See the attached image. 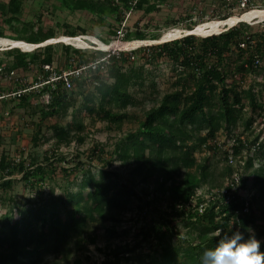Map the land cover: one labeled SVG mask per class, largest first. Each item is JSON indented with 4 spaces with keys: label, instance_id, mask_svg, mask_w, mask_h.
Listing matches in <instances>:
<instances>
[{
    "label": "trees",
    "instance_id": "obj_1",
    "mask_svg": "<svg viewBox=\"0 0 264 264\" xmlns=\"http://www.w3.org/2000/svg\"><path fill=\"white\" fill-rule=\"evenodd\" d=\"M169 1L56 0V6L72 14L88 13L102 22L115 17L122 23L128 11L151 14ZM219 1L231 7L220 18L226 20L243 0ZM252 1L248 0L240 15ZM1 9L3 24L16 34L7 36L0 27V38L42 44L59 37L54 28L20 23L19 0H10ZM199 24L191 21L187 30ZM79 33L85 35L87 29H69L65 35ZM162 37L160 32L147 35L140 26L125 25L119 38L134 42ZM55 45L70 56L68 69L74 61L78 66L88 65L109 57L101 62L103 67H89L83 77L71 78L72 88L57 82L37 92L22 91L27 86L17 81L16 88L6 93L8 100L26 108L34 93L48 97L40 105L42 116L33 124V141L38 144L42 139L50 147L42 158L37 152L29 155V162L21 154L18 162L0 155V177L4 179L0 188L14 191V175L19 172L25 191L34 193L25 201L13 195L3 199L7 210L0 218V264H39L45 256H53L51 264H70L73 250L85 252L89 243L96 244L93 229L97 225L114 222L105 227L107 233L112 238L128 236L129 229L118 234L114 228L128 211L135 213L139 224L132 242L101 249L106 255L102 264H199L203 249L218 239L217 231L232 227L244 231L250 226L264 251V28L240 21L220 33H188L118 53L97 48L88 55L64 42L26 52L14 47L7 50L13 61L4 65L5 72L53 64ZM162 63H168L174 75L169 87L157 80ZM78 94L84 99L76 107ZM139 103L145 104L139 115L122 112ZM71 108L72 118L65 125L48 122L51 116L67 117ZM84 115L98 116L120 130L128 118L138 125L119 139L107 163L94 168L95 159L106 160L104 146L92 149L87 159L77 152L67 160L61 152L75 139L80 144L85 141L79 134L85 127ZM240 125L243 132L238 133ZM45 126L52 131L50 135L44 133ZM222 132L224 143L219 138ZM229 148L236 165L228 163ZM204 150L225 162V170L218 174L225 178L221 186L211 182V158L198 160L197 152ZM114 160L121 161L126 171L113 168ZM234 172L240 173L239 187L227 202L222 189ZM181 226L187 229L185 236L180 234ZM75 262L82 263L79 258Z\"/></svg>",
    "mask_w": 264,
    "mask_h": 264
},
{
    "label": "rangeland",
    "instance_id": "obj_2",
    "mask_svg": "<svg viewBox=\"0 0 264 264\" xmlns=\"http://www.w3.org/2000/svg\"><path fill=\"white\" fill-rule=\"evenodd\" d=\"M19 1L22 5L21 13L17 15V18L21 20L20 23L24 21L33 22L38 27L42 26L44 28H54L59 37L66 36L65 33L69 29L86 28L87 34L82 35L79 33L80 35L77 36L83 38L81 39V42H78L81 45L79 44L78 47H75L85 50L88 55L92 54L97 48L104 50H127L126 47L117 45V43L127 42L119 38L122 36V28L125 25L129 27L140 26L143 28V30H145L147 35H151L154 32H160L164 37V35L166 36L169 32H174L176 33V37H182L185 34H188L187 26L191 23V21L198 20L200 24L210 21H218L220 20L221 16L228 13L227 11L231 8L228 6H223V4H221L222 1L219 0H171L160 11L151 14H146L143 11L138 10L128 11L123 22L120 23L115 17H110L105 22H102L99 18L88 13L72 14L69 11L59 9L56 6V0ZM9 2L10 0H0V27L4 29L7 36H14L16 32L13 31L8 25L3 24L4 15L2 13L1 5H8ZM233 2L234 0H231V3ZM252 2L253 3L251 4L250 8H247V11L264 10V0H253ZM244 10L245 8L242 4L240 7L236 6L235 9H231L233 16L240 15V13ZM189 17L192 19H189ZM248 22H250V24H254V26L258 29L264 28V16L250 19ZM20 23L18 24L20 25ZM230 26L232 25L221 26L218 32L216 31L215 33H220ZM112 32H117V35H114ZM163 37L159 41H141L142 43L139 45L129 46L128 50L134 49L133 47L136 48L143 45L164 42L165 40H163ZM172 38L174 37H171L168 40ZM3 39L4 37L0 38V64H6L9 66L12 64L13 57L11 55H7V50H9L12 45L10 43H3ZM100 39H108L110 41L104 43ZM94 40H96L98 44H93ZM55 43L57 42L52 43L46 41L44 42V46ZM100 43L105 44L107 47L105 46V48ZM129 43L131 44L133 41H129ZM55 47L56 48L53 51L54 61L52 68L56 71H59L60 69L69 70L70 56L65 54L61 45H55ZM20 50L24 52L29 51L23 48H20ZM74 62H72L73 64L71 63L72 67L77 66ZM144 62V60H141L140 64H144ZM30 67H34V72L31 71V69H15L13 70L14 74H8L6 72L0 71L1 94L6 95V93H9L11 89L16 88L18 81L17 78L21 75V73L22 76H24L28 86L34 85L35 81L38 79V76H43L45 78V73L39 65L32 64ZM158 73L157 80L162 83L163 87H169L171 81L174 78L173 72L170 71V65L168 63L160 64ZM11 77L13 78L9 79ZM75 97L77 100L76 107L80 106L83 103L84 96L78 94L75 95ZM45 100H48L47 96H40L39 93H34L29 101L31 105L27 108L18 106L19 102L15 103L11 101V99L8 100V98H6V100H0V116L4 117L0 119V155L4 153L6 156L15 159L16 162L20 160L21 156L26 160V162H29V155L36 152L39 153L42 158L45 150L50 147V143L44 142L42 139L38 141V144L33 141V124L42 116L40 105L44 104ZM144 106L145 104L139 103V105L130 106L126 109H123L122 112H126L129 115H139L142 113L141 110ZM73 109L71 108L69 110V115L67 117H62L60 115L51 116L48 118V122H58L61 125H65L71 120V113ZM8 111L11 113L8 114ZM83 120L85 127L79 134L85 138V141L80 144L79 141L75 139L69 147H63L61 152L65 154V156L68 158L67 160H69V158H71V156L77 152L82 154V159H87L88 156H92V149L104 146L105 151L107 152V154L104 156L106 157V160L103 161L95 159L94 168H97L96 166H103L105 163H107V161L111 159L109 152L116 148L119 139L129 131L135 129L138 125L135 119L128 118L124 122L122 130H120L116 125L110 124V122L101 119L98 116L90 117L88 115H84ZM237 130L238 133L243 132V126L240 125L239 129ZM43 131L49 135L52 133V131L46 126L43 128ZM78 132L79 131L74 129L73 133L78 134ZM225 137L226 135H224L223 132L219 134L220 141L223 143L225 142ZM197 157L199 162L206 157L211 158V162L213 164L212 172L214 174H212L213 177L211 178V182L217 184V186H221L225 181V178L223 179L218 177V174L225 170V162L220 161L217 157V154L213 155L212 152H209L208 150H204V152H197ZM113 168L118 169L121 172L126 171V167L121 163V161L118 160H114ZM14 176L17 178L14 191H4L0 188V218L7 210V207L3 204L4 198L13 195L16 196L18 200L25 201V199L34 196V193L31 191H25V183L23 180H21V173L16 172ZM3 180L4 179L0 177V182ZM48 183L49 182L46 184ZM48 189L49 187L46 185L45 192H48ZM250 192L251 194H254L256 190L254 189ZM134 216V212L128 211L123 215V217H121V220L117 221L114 225V228L118 231V234L125 229H129L130 232L128 236L122 234L120 237L112 238L105 230V227L111 226L114 222H108L104 225L100 224L95 226L93 232L97 234L96 244L89 243V250L85 252L73 250L70 264H77L75 262L77 258L81 259V264H102L106 255L104 252L100 251L101 249H106L108 245L114 246L116 243L120 242H132V235L139 225L136 223ZM186 232L187 229L181 226L180 234L185 236ZM86 256H90V259H87ZM53 259V256H45L44 260H42V262L39 264H51Z\"/></svg>",
    "mask_w": 264,
    "mask_h": 264
},
{
    "label": "clouds",
    "instance_id": "obj_3",
    "mask_svg": "<svg viewBox=\"0 0 264 264\" xmlns=\"http://www.w3.org/2000/svg\"><path fill=\"white\" fill-rule=\"evenodd\" d=\"M216 235L218 239L215 244L203 249L199 264H264V251L260 250L261 241L250 226H246L244 231L239 227L221 229Z\"/></svg>",
    "mask_w": 264,
    "mask_h": 264
},
{
    "label": "built area",
    "instance_id": "obj_4",
    "mask_svg": "<svg viewBox=\"0 0 264 264\" xmlns=\"http://www.w3.org/2000/svg\"><path fill=\"white\" fill-rule=\"evenodd\" d=\"M248 0H243L242 1V5H247ZM94 44V43H93ZM111 51L112 53H118L120 50H108ZM109 57V55L97 60V61H93L90 64H81V65H77L76 67H72L69 70H64L63 72H59L54 70L52 67V64H44L42 65L41 69L44 71V73H49L48 77L45 76V78L42 76H38V79L35 81L34 85H27L26 84V80L24 78V76L21 75L17 78L18 82L27 86L26 89L22 90V91H39L42 88H44L46 85L48 84H53V86H55V83L57 82H63L66 86V88H72L73 84H72V79L73 77H83L84 75L87 74L89 67L92 68H98V67H103L101 64V62H103L104 60H107ZM101 65V66H100ZM0 71L1 72H5V66L1 65L0 66ZM31 71L34 72L33 68H31ZM7 73V72H6ZM8 74H14L13 70L11 72H9ZM34 74V73H33ZM36 75V74H35ZM37 76V75H36ZM13 77L9 78L12 79ZM16 93H14L13 95H15ZM18 95L21 94V91H18L17 93ZM9 97V94L3 95L1 98H6ZM229 146V145H228ZM227 146V147H228ZM230 147V146H229ZM233 153L231 151V149L229 148V155H228V163L231 165H236L234 158H233ZM240 164H243V161H239ZM239 182H240V173L239 172H234L232 176H229L228 178H226V183H225V187L222 189V193L226 196V201L229 202L232 198V192L237 190V188L239 187Z\"/></svg>",
    "mask_w": 264,
    "mask_h": 264
},
{
    "label": "bare ground",
    "instance_id": "obj_5",
    "mask_svg": "<svg viewBox=\"0 0 264 264\" xmlns=\"http://www.w3.org/2000/svg\"><path fill=\"white\" fill-rule=\"evenodd\" d=\"M263 14H264V10H250V11H246V12L242 13L240 16H231L230 18H228L226 20L210 21V22H205V23L199 24L193 30H187L188 31L187 33L207 36V35L214 34L216 31L218 32V30L221 26L234 25L240 21H248V20L253 19V18H258V17L264 16ZM171 37L178 38V37H176V33L169 32L166 36L164 35L163 40L167 41ZM174 38H172V39H174ZM81 39H83V38L77 37V36L76 37L61 36V37H57V38H54L52 40H49V42H52V43L53 42H64V43L72 44V45L78 47L80 44L78 42H81ZM93 42H95V44H98V42L96 40H94ZM3 43H10L12 45V47L23 48V49H26L29 51L37 48L38 46L44 45V43H42V44H31V43H28L26 41L13 40V39H8V38H4ZM141 43H142L141 41H135L131 44L129 42H124V43H117V45L118 46L122 45L123 47H126V49L128 50L129 46L139 45ZM100 44L103 45L104 47L106 46L105 44H102V43H100ZM133 48H135V47H133Z\"/></svg>",
    "mask_w": 264,
    "mask_h": 264
},
{
    "label": "water",
    "instance_id": "obj_6",
    "mask_svg": "<svg viewBox=\"0 0 264 264\" xmlns=\"http://www.w3.org/2000/svg\"><path fill=\"white\" fill-rule=\"evenodd\" d=\"M43 46V45H42ZM38 47H40V46H38Z\"/></svg>",
    "mask_w": 264,
    "mask_h": 264
}]
</instances>
